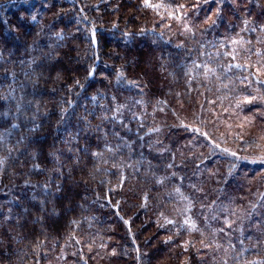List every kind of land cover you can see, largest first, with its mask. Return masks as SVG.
Segmentation results:
<instances>
[{
	"label": "trees",
	"instance_id": "1",
	"mask_svg": "<svg viewBox=\"0 0 264 264\" xmlns=\"http://www.w3.org/2000/svg\"><path fill=\"white\" fill-rule=\"evenodd\" d=\"M230 46L264 0H0V264H264V73L248 146L180 113Z\"/></svg>",
	"mask_w": 264,
	"mask_h": 264
},
{
	"label": "rangeland",
	"instance_id": "2",
	"mask_svg": "<svg viewBox=\"0 0 264 264\" xmlns=\"http://www.w3.org/2000/svg\"><path fill=\"white\" fill-rule=\"evenodd\" d=\"M242 20L243 26H239L237 28V32H241L243 29L252 31L253 28H250L247 25V22H249L251 18L249 16H244ZM183 31H185V29H182V31H180V35L182 37H185V33ZM189 31L191 32V30ZM194 31L201 38H203L207 33L203 29L201 30L199 24H196L194 26ZM178 32L179 31L177 30V33ZM207 37L208 36H206V38ZM228 42L231 44H235V40H230ZM229 53L236 54L240 59L239 61L231 60L232 63H235V66L232 72H228L226 73L227 75H224L223 80L220 84H214L215 81L209 84L210 90L206 89V94L204 97L205 106L201 108V106L199 105L198 109V104L202 100L198 95H195L194 97H196V101H198V104L196 105L197 109H192L191 107L186 106L184 110L180 109V113L183 118H189L190 121L200 123L202 127L195 125L194 128L204 129L203 136H205L206 139L209 140L210 135L214 143H216L217 140L224 139L225 137L234 136L235 138H238L241 142H243L244 146H248L251 142L244 139L243 130L251 132V130L253 129L254 132L259 134L260 130L257 125V121H254L250 116H244L245 114L241 116H238V114H234L233 103H241L242 106H238L240 107V109L248 107L250 102V94L239 87L243 84L246 86V77L249 70L253 71V73L255 74L264 73L262 69L264 68V65L261 59L262 55L264 54V47H261L260 50L253 48L251 52V55H253V57L251 60L246 58V54L244 53V49L242 48H235L233 46H230ZM227 59H230V55L228 54ZM261 69L262 71H260ZM208 71L211 72L210 69H208ZM202 105H204L203 101ZM230 114H232L231 117L240 122L241 129H236L232 126L230 117H228V115ZM250 150L264 153V139L263 142L259 143V145L255 146L254 148H250Z\"/></svg>",
	"mask_w": 264,
	"mask_h": 264
}]
</instances>
